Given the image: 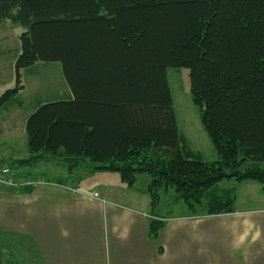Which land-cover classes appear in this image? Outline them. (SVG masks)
Listing matches in <instances>:
<instances>
[{"label": "trees", "instance_id": "trees-1", "mask_svg": "<svg viewBox=\"0 0 264 264\" xmlns=\"http://www.w3.org/2000/svg\"><path fill=\"white\" fill-rule=\"evenodd\" d=\"M6 19L24 30L0 109L24 88L21 69L39 61L60 62L71 92L28 115L21 165L84 163L129 187L146 173L151 207L171 189L192 217L234 211L235 192L217 188L224 178L264 193V0H0ZM170 67L188 70L214 161L181 149ZM164 225L150 217L148 236Z\"/></svg>", "mask_w": 264, "mask_h": 264}, {"label": "crops", "instance_id": "crops-1", "mask_svg": "<svg viewBox=\"0 0 264 264\" xmlns=\"http://www.w3.org/2000/svg\"><path fill=\"white\" fill-rule=\"evenodd\" d=\"M42 162L51 161L3 168L6 177L29 184H0V264L25 246L37 264H264V206L162 216L150 212L146 190L113 171L84 164L85 177L77 167L66 182L38 170L29 179L27 171ZM152 216L165 222L156 239L148 236Z\"/></svg>", "mask_w": 264, "mask_h": 264}, {"label": "rangeland", "instance_id": "rangeland-1", "mask_svg": "<svg viewBox=\"0 0 264 264\" xmlns=\"http://www.w3.org/2000/svg\"><path fill=\"white\" fill-rule=\"evenodd\" d=\"M23 30L24 27L7 19L0 23V94L15 86L14 61L21 51L19 36ZM20 72L24 88L12 102L0 109V170L3 168L11 170L10 168L20 164L21 158L27 156L24 125L33 109L41 103L65 100L69 94L62 66L58 61H39L31 67L21 69ZM167 79L176 124L181 137V146L185 154L206 162L216 160L217 154L213 144L201 124L197 108L191 101L188 70L185 67H170L167 70ZM38 165L37 168L27 171L26 175L29 179L39 177L38 170L46 178L58 177L65 182L69 180L67 174L70 169L65 161L52 160L49 163L42 162ZM77 167L71 170L77 168L76 172L81 177H85L84 163ZM0 175L1 177L8 176L3 173ZM136 179L135 189L140 192L146 190L149 175L141 173ZM73 182L75 184L78 179ZM217 188L222 193L235 192L237 198L234 210L238 208L257 209L264 206V200H260L264 193L258 182L252 180L238 182L230 177L219 181ZM159 196L158 203L153 207L149 206L150 212L162 216H174L186 210L181 201L174 199L173 190L166 192L160 190ZM13 254L14 257L10 259V264H37L26 246L24 249L21 248L20 254L16 251Z\"/></svg>", "mask_w": 264, "mask_h": 264}, {"label": "built area", "instance_id": "built-area-1", "mask_svg": "<svg viewBox=\"0 0 264 264\" xmlns=\"http://www.w3.org/2000/svg\"><path fill=\"white\" fill-rule=\"evenodd\" d=\"M0 173H7V170H3L1 171ZM2 175H0V184H3V185H7V186H11V187H16V186H19L20 184L21 185H27L29 184L28 181H22V183H16L11 177H1Z\"/></svg>", "mask_w": 264, "mask_h": 264}]
</instances>
